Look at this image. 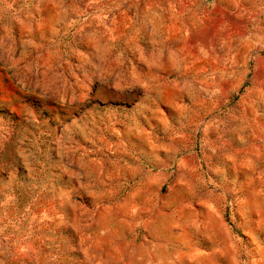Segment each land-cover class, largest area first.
<instances>
[{
  "label": "rangeland",
  "instance_id": "374dc122",
  "mask_svg": "<svg viewBox=\"0 0 264 264\" xmlns=\"http://www.w3.org/2000/svg\"><path fill=\"white\" fill-rule=\"evenodd\" d=\"M0 264H264V0H0Z\"/></svg>",
  "mask_w": 264,
  "mask_h": 264
}]
</instances>
